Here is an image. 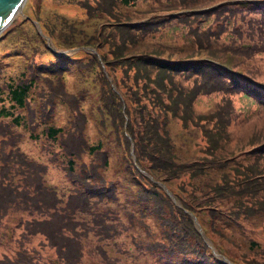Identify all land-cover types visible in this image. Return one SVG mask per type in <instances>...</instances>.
<instances>
[{"label": "rangeland", "instance_id": "rangeland-1", "mask_svg": "<svg viewBox=\"0 0 264 264\" xmlns=\"http://www.w3.org/2000/svg\"><path fill=\"white\" fill-rule=\"evenodd\" d=\"M191 1L137 0L133 4L123 6L113 0H25L22 8L24 16L16 15L13 21L0 32V107L9 106L7 84L10 77L11 80L16 79L15 82H29L30 77L36 76L37 84L42 82V79L49 87V90L44 89L40 93L38 87L36 92L31 88L29 101L26 103L28 108L11 110L13 114L24 116V126H12L11 118L0 116V146L3 143L10 144L18 138L20 150L29 159L35 160L43 167L46 185L55 191L56 198H67L69 206L74 202L73 199L77 198L75 195L79 189L74 186L69 177L59 141L52 142L46 137L44 130L49 125L59 127L72 119L74 121L82 119L77 118L70 106L77 100L85 113L83 134L87 143L90 145L102 142V151L107 159V165L102 167L101 163L103 165L104 159L102 153L91 157L84 155L85 152H83L81 157H74L75 173H79L78 168L81 162L96 164L97 168H91V171L97 188L84 185V196L88 199L79 197L77 207L81 210L76 212L74 218L67 217L63 220L57 217L53 218L51 226L43 225L49 241L41 234L33 236V240L28 241V248L39 249L30 251L35 257L36 264L38 259L43 260L44 264H57L55 255L67 257L68 264H109L108 254L116 256L118 264H157L153 254H150L149 247L139 248L137 243L132 244L129 238L125 243L122 233L130 229V232H134L141 240L147 241V238L153 236L152 232L162 235L161 222L164 224L165 233L170 229L166 216L162 213L163 210L167 212L173 210L176 214L179 212L178 209L185 213L188 210L179 199L178 204L181 207L175 204L159 184L138 176V170L133 165L135 162L131 157V146L132 153L136 152L135 143L141 150V145L144 144L147 154L156 150L157 153H161L158 156L160 164H154L156 167L150 165L142 168L141 173L144 178L146 170L153 167L151 174H154L155 178L164 175H172L174 178L179 175V179L185 183L183 186L177 188L176 179L168 181L180 194L182 190H190L193 186H197L202 189L204 194L202 196L205 198L224 196L221 202L223 208L213 210L215 213H221L217 214L215 219L223 236L217 235L214 239L209 235V230L207 231L219 254L221 253L216 244L223 246L226 256H222L228 257L232 264H264V187L261 186V183L264 184V167L257 158L258 149L264 143V92L256 94L249 88L250 83L235 75L232 81L224 78L227 75L216 74L214 78L203 79L199 73L182 69L170 70L173 73L170 80L162 79L157 67H153L148 76L147 73H140L136 68L137 62L134 58L139 53L155 55L170 62L179 59H204L207 54L218 55L222 49H225L220 47L215 51V46L230 42L232 43L227 48L231 49L228 54L230 58L228 64L237 65V61H242L244 56L238 52L235 53L237 49L232 35L234 38L238 37L241 18H238L236 24L235 20L231 21V24H227L226 29L219 33V27L223 24L224 18H228V13L224 12L225 8L246 7L248 12H243L248 16L246 20L249 18L248 29L251 23V32L256 34L251 42H256L260 34L264 38V9H262L264 4L261 5L260 10L254 11L249 9L253 6L252 3L246 0H215L214 4L222 9L220 15L212 13L199 20L198 17L191 19L182 17V13L187 12L185 7L187 3H193L195 6L205 3L204 0ZM143 14L150 21H166L160 26L149 25L145 28L146 31L138 29V32L131 31L125 26L129 21L139 20ZM169 16L175 18L169 19ZM32 20L36 21L42 30H48L49 26L53 29V25L57 34L61 33L65 36L63 37L66 39L65 45L85 43L89 38L93 40L90 44H85L86 46L82 49L75 50L73 54L65 53L69 54L73 61L65 62L64 72L53 75L54 73L46 71L42 74L39 73L41 69L45 71L53 68L58 72L59 70L57 60L45 50L43 40L37 37ZM194 23L201 25L203 29L215 31L213 36L219 34L218 37L213 38L211 35L210 39L214 40L209 44L201 30L197 31V38L191 31H195ZM259 23L261 28L258 27ZM245 27L244 23L240 28ZM114 34L117 37L116 44L112 40ZM130 35L135 38V44L131 42ZM53 36H55L54 33ZM122 38L127 41L124 44L125 47L127 46L124 55L119 58L114 54L111 57V50L118 52L123 49ZM246 38L244 35L241 36L239 40L241 45L248 43ZM102 42H106L103 49L110 48L107 61L102 58L101 52L97 56L96 50L93 52L87 50V48H99ZM55 46L59 51L64 49L62 44L61 46L55 44ZM257 47L262 49V53L253 57L252 60L246 59L241 62L239 70H245L250 65L257 70L256 78L264 80V43L262 45L257 43ZM34 52L42 55H34ZM91 56H94L93 64H91ZM37 57L40 58L39 61ZM33 61L41 66H34ZM104 62L110 66V73L105 66L110 80L102 71L101 63L104 64ZM101 71L106 83L111 82L116 96L110 93V90L106 91L100 87ZM21 72H25L26 75L20 76ZM60 78L65 88L64 100L56 96L51 108L47 96L40 106L39 99L47 92H50L53 97V93L60 90ZM169 89L173 90L171 94ZM121 96L126 98L127 106L119 104ZM188 96L189 104L183 103L176 111L175 101L177 103ZM163 106L169 110V114L166 120L161 117L158 120V112ZM32 113L37 122L31 121ZM124 114L127 120L123 121L120 115L124 117ZM119 122H122L121 128L119 130L117 127L118 131H115ZM154 126L158 129L157 132L153 131ZM4 132L11 134L7 141L2 136ZM117 133H121L119 139L123 144L121 141L118 144ZM231 149L233 156L223 160ZM10 151L8 148L7 153ZM123 154L130 162L129 168L126 166ZM222 154L224 157H220ZM205 156L212 160L213 165L204 162ZM95 158L97 161L94 160ZM261 160L263 161L264 158ZM231 164H234L235 168H232ZM206 172L215 176H207ZM221 179L225 181L221 182ZM105 182L110 183L104 186ZM111 183H115V188L112 187V190ZM255 183L259 191L249 194L248 191ZM156 190L160 191L164 197H157L159 195L155 193ZM166 197L173 206L170 207ZM252 198H258L263 204L261 206L254 204V210L250 211L248 209L251 207L247 205L251 203ZM238 199H242L243 206L247 207L245 208L247 211L240 212L238 215L242 225H238L223 213L230 208H239ZM161 203L165 205L161 206ZM206 203L205 199L201 203L189 204H192L197 211H204L207 207ZM215 204L220 207L218 203ZM202 211L201 221L197 219L201 227L206 228L208 223ZM92 213H95L94 219ZM111 213H115L116 217L114 218L116 225L112 227ZM178 214L180 219L176 220L177 229L182 230V224L186 221L189 223V220H192L193 223L188 213L187 215ZM106 215L110 218L102 219V216ZM16 216L13 212L12 217L16 218ZM94 220L96 235L91 232L90 237H87L83 232V226L87 225L88 228V224L93 223ZM11 221L12 219L7 221L8 228ZM107 221L109 224L105 223ZM70 222L77 224L76 228H73ZM114 230L117 233L111 234ZM6 240L8 251H12L14 244L11 246L8 242L9 237ZM41 240L45 241V246L40 249L38 247ZM117 244L135 253L133 260L121 249L115 251L118 249ZM97 245H99L98 251ZM209 251L208 254L212 253L210 248ZM1 253L3 251L0 247ZM166 257L169 258V256ZM182 261L178 256L173 261L170 258H163V264H179ZM196 261H199V258H196ZM211 261L218 264L214 259ZM35 263L22 261V264Z\"/></svg>", "mask_w": 264, "mask_h": 264}, {"label": "trees", "instance_id": "trees-1", "mask_svg": "<svg viewBox=\"0 0 264 264\" xmlns=\"http://www.w3.org/2000/svg\"><path fill=\"white\" fill-rule=\"evenodd\" d=\"M113 1L115 2L117 1L121 5L127 6L130 4H133L137 0H113ZM194 1L196 0H192L191 2H194ZM204 1H205L204 4L198 5V6H195L193 3H187V6L185 5L187 12L182 13V17H185L187 19L198 17L199 20H202V18L212 13L220 15L221 13L220 10H222V9H219L220 7H215L211 10H206V11H198L200 9L206 8L208 5L212 6L215 0H204ZM261 4H264V3H252L253 6H250L249 9L254 10V11L260 10ZM182 6H183V3H182ZM262 9H264V7H262ZM243 11L248 12L246 7H237V8H230V9L225 8L224 12L228 13V16H227L228 18H224L223 24L220 25L219 27L220 29L219 33L225 30L226 25L231 24V21H234L236 19V16L245 18L246 16L244 15ZM168 18L171 19L175 17L169 16ZM248 20L249 18L247 20L245 19L247 23H248ZM165 21L166 20H161V21L151 20L150 21L149 19H147L145 14H143V17H141L139 20L129 21L125 26L131 31L138 32L137 31L138 29H142L146 31L145 28L147 26L149 25L160 26ZM189 23L191 26V22ZM251 26L252 24L250 23L249 32L247 33L248 37L252 36ZM52 27L53 29H51V27L49 26L48 30L46 29H43L45 31H43L42 29L41 30L42 32H44L46 35L50 37L51 44L54 47H56L55 44L58 46H61L62 44L63 48H66V47L71 48L72 46H78V47L86 46L85 44L88 45L93 40V38H89L85 41V43L79 42L75 45L66 44L67 45L66 46L65 45L66 39L63 38L65 36H62L61 33L57 34L55 27L53 25ZM258 27L261 28V23L258 24ZM194 29L195 31L193 30L191 31L195 34L197 38H198L197 31L202 30L203 31L202 34L205 35V38L209 41V44L212 43V41L214 40V39L213 40L210 39V37L211 35L213 36V33L215 31H211L210 29H203L201 25L199 24L197 25V23ZM53 33L55 36H53ZM239 34L240 33H238V36ZM218 35L219 34H215L213 38L218 37ZM37 37L43 40L44 42L43 47L45 48V50L48 51L51 54V56L57 60L56 64L59 70L58 72V71H54L53 68L46 69L45 71L44 69H41L39 70V73L45 74L46 71H48V72L54 73L53 75H55L57 73L59 74V73L64 72V70L66 69L65 67L66 65H64L65 62L71 61V60L73 61V59L70 58L71 56L67 57V56H61V55L54 54L53 51L50 49L49 45L47 44V42L45 41V39H43L38 32H37ZM232 37L234 39L233 35ZM257 37H258V42L260 44H263L264 43L263 35L260 34ZM116 39L117 37L114 34L112 37V40L115 42V44L117 42ZM121 40H123L122 42L123 49L120 48L122 50L121 51L118 50V52H114L111 50V57L114 54L117 57L119 56V58L124 55V51L127 47V46L125 47L124 44H126L127 41L123 38ZM130 40L132 43L135 44V38H133V35H130ZM231 43L232 42H230L229 44H226V43L221 44V46H215V51L220 47H225V49H222V51H220L218 55L207 54L205 59H202V60L179 59V60H173L172 62H170L168 60H163L155 55H147V54L142 55L141 53H139V55H136L134 60L135 62H137L136 68L139 70V72L147 73V76L149 75V71L153 70V67H157V70H160L159 75H161L162 79L169 78L170 80H172L173 73L170 70L177 71V70H182V69H188L189 72H195V73L201 74L203 79L214 78L216 74L220 76L227 75V77H224V78L226 80L232 81L234 73L227 71L226 68L225 69L222 68L221 67L222 64L221 66L217 65V64H220L217 61L221 63H227L228 60L230 59L228 57V54L231 52V49H227V48L231 45ZM105 44L106 42L100 43L99 48L95 47V50L97 51L96 52L97 56H99V53L101 52L102 58L105 61H107L110 56V52H109L110 48L103 49V46ZM201 45L204 46L202 42H201ZM249 46L250 45H247L245 48L246 49L251 48V52L247 53L246 49L242 50L241 45H238L237 50L235 52H241L246 57H254L256 55V52L258 50H261L260 47L255 48V46H252V47H249ZM256 46H257V43H256ZM209 48L211 49V47ZM36 54L37 53L34 52V55ZM37 55H42V54H37ZM90 58L92 59L91 64H93L92 62H93L94 56H91ZM39 59L40 58L37 57V61H39ZM36 63H37L36 61H33L34 66H38V65L41 66L40 64H36ZM50 63H52V61ZM104 64L101 63L102 71L105 74H107V71H105V66H106L109 69V73H110L111 69H110L109 64L106 62H104ZM102 71H101V86L100 87L104 88V90L106 91L110 90V93L112 92L113 95L116 96V92L111 87V84L106 83V80L104 78L105 75L103 74ZM25 75H26L25 72L20 73V76L24 77ZM8 80H9L8 81L9 83L7 84L8 86L7 91L9 92V96H7V99L9 102V106L7 108L4 106L0 107V116L4 118L6 117L11 118V121H10L11 125L24 126L25 125L24 116L22 114H13L11 110L15 108L20 109V110H25L26 108H28L26 103L29 101V95L32 90L36 92V88L38 87L39 93H40V91L42 90L44 91V89L49 90V87L44 83L42 79H41L42 82H39L37 84L36 76L30 77L29 82H21V81L15 82L16 79L11 80V77ZM59 83L61 86L60 90L57 93H53V97H51L50 92H47L43 97L39 99L40 106L43 104L42 100H45L47 96H48V101L50 102L51 108L54 104V98L56 96L58 97V99L64 100V97H66V95L64 91L65 90L64 83L61 80V78H60ZM241 83H244V82L241 81ZM160 86H162V84ZM31 88L32 90L30 91ZM251 88H252V91L255 92L256 94L260 93V91L256 87L251 86ZM166 91L167 90L165 89V92ZM172 91L173 90L169 89L170 94L172 93ZM27 96H28V99H27ZM120 98H121V101L119 104L121 106L122 104L127 106L126 98L123 96H121ZM189 100L190 98L188 96V97L183 98L182 101H177V103L175 101L174 106H175L176 111L179 107L183 105V103L189 104L188 102ZM70 106H71L73 113L77 116V118L80 117L82 119H76L75 121L74 119H72L70 121H67L65 125L59 126V127H56L54 125H49L44 130L46 137L50 139L52 142L59 141V147L62 150V157L66 160L65 166L67 168L69 177L71 178V181L74 184V186L79 189L77 191V194L75 195L77 196V198L73 197L74 202L70 203L69 206H68V202L66 201L67 198L66 199L56 198L55 191L52 190L50 186L46 185L44 178H43V167L37 164L35 160L29 159V157L23 151L20 150L17 144L19 139L16 140V143L15 141H13L10 144L6 143L7 145H5L3 143L2 146H0V247L2 248V251H3V253L0 254V256H3L2 258H0V264H22V261H24L25 263H35V257L32 255L30 251L39 250V249H33L32 247L28 248L29 246L28 241L33 240V236L37 234L43 235L49 241V236H47V232H45L43 225L45 227L51 226V221L53 220V218H57V217H60L63 220H66L67 217L74 218L76 212H79L81 210V209L78 210V207H77V202H78L79 197L83 196L84 200L88 199L87 196H84L85 194L83 191L84 185L97 188V184H94L96 182L94 181V178H93V172L91 171V168L92 169L97 168L96 164L94 163L92 165L90 163L81 162L78 168L79 173H75L76 163H74V157L75 158L81 157L83 152H85L84 155L91 156V157H93L94 154L99 155V153H102L104 155V159H103V165L101 163V166L104 167L107 165V159H106V155L104 151H102L103 144L100 141L95 144H90V145L87 143L84 137V134H83L85 113L82 111V108H80L77 100L73 101L72 105L70 104ZM164 106L158 112V115H159L158 120L160 117L161 119L163 118L166 120V117L169 114V110L165 109ZM120 119L124 121L125 118L120 115ZM31 121L32 122L38 121L37 119L34 120V113H32ZM121 125H122V122H119L116 125V128L118 127L120 130ZM118 128L115 131H118ZM157 130L158 129L155 128L154 126L153 131L157 132ZM120 135L121 133L116 134V140L118 144H120L119 141L122 142V140L119 139ZM2 136L5 138V141L8 140V135H2ZM66 140H70L72 142H67ZM143 145L144 144L141 145L142 150L139 148L137 143H135L134 145V150L136 151L135 152L136 163L141 168L148 167L150 165L155 166L154 164L156 163L160 164L158 156L161 153H157L158 151L156 150V151L151 152L150 154H147L145 152V148ZM8 148H10L11 150L10 153H7ZM230 156H233L232 149L225 157L223 156V154L220 157H224L223 160H225V159H229ZM257 158L260 159L262 167H264V160L263 161L261 160V158H264V144H262L261 147L258 149ZM123 159L126 162L127 168H129L128 164H130V162L127 160L126 156L124 157V154H123ZM94 160L97 161L96 158ZM204 162L209 165H213L212 160L206 156L204 158ZM231 165H232V168H235L234 164H231ZM152 170H153V167H151V169L146 170V171L155 180L165 183V185L169 188V190L181 201L182 205L188 211L193 212L195 216L199 219V221H201V218H202L200 214L202 210L201 211L195 210V208H193V205L189 203L193 202L194 204H197V203H201L202 201L206 199L207 207L205 208L204 211H202V213L205 216L206 223H208V226H206V228L204 229L206 232L209 230V235L212 236L213 238L214 236H217V235L220 237L223 236V233L220 232L219 227L216 225L217 221L215 219L216 215L221 214V213L220 212L215 213L213 210H221L223 208V205L221 204V202L224 196L205 198V196H202L204 195L202 193V189L198 188L197 186H193L190 190H182L180 194L176 191V189L180 186H183L185 183L179 179V175H177L174 178L172 177V175H168V176L164 175L162 177L159 176L158 178H155L154 174H151ZM137 174L138 176H140V178L142 176V179L150 180L145 175H144L145 176L144 178L140 171H137ZM206 175L210 177L215 176L208 172H206ZM169 179L170 180L176 179L177 188H173V186L168 181ZM256 179H258V177H256ZM224 181H225L224 179H221V182H224ZM150 182L157 184L156 182H153L151 180ZM108 183L110 182H105L103 185L106 186ZM191 184L193 183L191 182ZM261 186L264 187V184L261 183ZM112 187L115 188V183L114 184L111 183V190H112ZM253 191H259L257 189V183L254 184V186L252 187L250 191H248V193L251 194L253 193ZM155 193L159 195L157 197H161V198L164 197L158 190H156ZM166 199L168 203L170 204V207L173 206L167 197ZM79 203L81 204V201H79ZM215 203H218L220 207L216 206ZM161 204H162L161 206L165 205L163 203ZM237 204L239 205V208H230V210H224L223 213L227 215L232 221H234L238 225H242L241 221L238 219V215L240 212L243 213L247 211L245 210V208L247 207L243 206L242 199H238ZM254 204L261 206L263 202L259 200L258 198H252L251 203L247 205L248 207L249 206L251 207L248 210L250 211L254 210L253 209ZM178 210H179L178 213H181L182 215H187V213L182 212L180 209ZM13 212L16 213L17 215L16 218L12 217ZM162 213L165 214L166 216L165 219L167 220V224L170 225V229L166 230V233L164 231V224L162 222H161L162 227H163L162 235H159L156 232H152L153 236L150 238H147V241L141 240L139 236L137 237V235L134 232H130V229H128V230H124L125 232L122 233L125 239V243H126V239L129 238V241L132 244H135L136 242L139 248L149 247L150 254L151 255L153 254V256L155 257V262L157 264H163V258L164 259L170 258L173 261L177 256L183 260L179 264H207V263L214 264L213 261H211L212 259H214L215 263L223 264L216 257H214L212 253L208 254V252H210L209 247H207V245L204 243L203 239L201 238V236L195 229L192 223V220L188 219L189 223H187V221L184 222L182 224V230H179L177 229L176 220L180 219V215L178 213L176 214V212H173V210H171L170 212H167V210H163ZM94 214L95 213H92L93 219L95 218ZM168 215L169 217H167ZM107 217L110 218L109 215H106L105 217L102 216V219H105ZM161 217L163 218V216ZM207 217H209L211 221L210 219L208 221ZM114 218H116L115 213L113 214L111 213V227L116 225V222H114ZM11 219H12L11 225L8 228L7 221ZM71 222H70V225L73 228L74 227L76 228L77 224L71 223ZM85 223H88V222H85ZM105 223H108V221ZM83 225L84 223L82 224V226ZM95 226H96L95 220L93 223L88 224V228H87V225L86 226L84 225L83 226L84 228L83 232H85L84 234L87 235V237H90L91 235L90 233L94 232V234L96 235ZM8 229H9V233L7 232ZM116 233H117L116 230L111 232V234H116ZM7 237H9L8 242L11 243V246L13 244L15 246V247H12V251H8V246H7L8 243L6 240ZM191 237L194 239L191 240L190 239ZM130 238L132 240H130ZM133 238H135V240H133ZM233 244L235 243L233 242ZM52 245L56 247L55 244H52ZM117 245H118V249H116L115 251L121 249L126 254V256L130 257L132 260H133L132 258L133 255L136 256V254L133 253L132 251H129L128 248H125V247L121 248V244H117ZM216 245L221 250L222 249L224 250L222 245H218V244ZM44 246H45V241L41 240L39 242L38 248L41 249ZM98 246L99 245L96 246L97 251H98ZM102 248L106 250L107 252V249H105L104 247ZM7 252H10V254H7ZM166 256H169V258H167ZM54 258L57 261V264H61V263L68 264L69 263L67 261V257L65 258L62 256L57 257L55 255ZM196 258H199V261H196ZM37 262L38 264H44V261L40 259H38ZM111 264H118L117 257L114 258Z\"/></svg>", "mask_w": 264, "mask_h": 264}, {"label": "clouds", "instance_id": "clouds-1", "mask_svg": "<svg viewBox=\"0 0 264 264\" xmlns=\"http://www.w3.org/2000/svg\"><path fill=\"white\" fill-rule=\"evenodd\" d=\"M246 2H248V3H264V0H246ZM24 4V3H23ZM261 5H263V4H261ZM215 7H217L215 4H213L212 6H209V7H207V8H203V9H200V10H198V11H206V10H211V9H213V8H215ZM22 8H23V6H22ZM71 8V7H70ZM23 12V11H22ZM244 13V12H243ZM244 15L245 16H247L245 13H244ZM248 17V16H247ZM247 17H245V18H241V17H238V16H236V19H235V24L238 22V18H241V23H240V26H239V36L237 37V38H234L233 40H234V44H235V48L237 49V47H238V45H241L240 44V42H239V40H240V38H241V36H246V37H248L247 36V33L249 32V29H248V23L245 21V19L247 18ZM14 19V18H13ZM13 19L10 21V23L13 21ZM32 22V21H31ZM34 22V21H33ZM9 23V24H10ZM245 23V25H246V27L244 28V29H241L240 27H242V24H244ZM8 24V25H9ZM195 25H196V23H194ZM7 25V26H8ZM39 25V24H38ZM6 26V27H7ZM34 26H35V28H37L36 27V25H35V23H34ZM5 27V28H6ZM39 28H40V32L36 29V31L40 34V36L41 37H43L44 39H45V41L47 42V44L49 45V47H50V49L53 51V53L54 52H56V51H58L59 52V50L56 48V47H54L52 44H51V39H50V37L48 36V35H46L44 32H42V30H41V27L39 26ZM4 29V28H3ZM2 29V30H3ZM47 36L48 38H49V40L50 41H47L46 40V38L43 36ZM251 34H253V32H251ZM83 48V46L82 47H71V48H64V49H62V50H65V51H68L69 49H82ZM91 49H93V50H95L94 48H91ZM248 52H251V50H249ZM67 53H71V52H67ZM74 52H72L71 54H73ZM235 53H237V52H235ZM238 53H240V54H242L243 55V53H241V52H238ZM262 52H261V50H258L257 52H256V55L255 56H259V54H261ZM57 55H61V56H66L67 55V57H69V54H57ZM244 56V55H243ZM254 56V57H255ZM252 58L253 57H245L244 56V59L242 60V61H237V65H235L234 63H231V64H228V62L227 63H221V62H219V61H217L218 63H220V64H217L218 66H221V64H222V68H226L227 69V71H230V72H232V73H234V75L235 76H237V77H239V78H241V79H243V80H245L247 83H250V89H251V91H252V88H251V86H254V87H256L259 91H260V93H261V91H263L264 92V80H258V78H256V71L257 70H254V68L253 67H251L250 65H249V67L247 68V69H245V70H239V65H240V63L241 62H244L246 59H251L252 60ZM205 59V58H204ZM195 60H202V59H195ZM261 61V57H260V59H259V62ZM258 62V63H259ZM229 65V66H227V65ZM105 76L108 78V80H110V78H109V76L107 75V74H105ZM262 78H263V76H262ZM247 83H245V84H247ZM110 84H111V82H110ZM256 98V97H255ZM124 118H125V120H127V117H126V115L124 114ZM125 134H127V133H125ZM128 135V134H127ZM264 142V141H263ZM264 144V143H263ZM135 155V154H134ZM135 162H136V158H135ZM137 164V163H136ZM134 165H135V163H134ZM136 166V165H135ZM136 168L138 169V171H140V172H142V168L137 164V166H136ZM149 179H150V177L154 180L153 182H158V183H161V184H164L165 185V183H162V182H160V181H157V180H155L151 175H149L148 173H146L145 174ZM151 180V179H150ZM152 181V180H151ZM157 183V184H158ZM166 186V185H165ZM167 187V186H166ZM162 188V187H161ZM163 189V188H162ZM167 189L169 190V188L167 187ZM170 191V190H169ZM171 192V191H170ZM166 193V192H165ZM172 193V192H171ZM167 194V193H166ZM173 194V193H172ZM174 195V194H173ZM167 196H168V194H167ZM169 197V196H168ZM174 197H175V199L178 201V198L174 195ZM181 207V206H180ZM190 216H191V214H192V212H188V211H186ZM192 215H194V214H192ZM195 216V215H194ZM192 217V216H191ZM196 217V216H195ZM193 219V218H192ZM196 219H197V217H196ZM210 219V218H209ZM209 219H208V221H209ZM197 221H198V219H197ZM199 222V221H198ZM193 224H194V221H193ZM201 226V225H200ZM194 227H195V225H194ZM202 228V230L204 231V233H205V235L210 239V237L208 236V234H207V232L205 231V229H204V227H201ZM195 229H196V227H195ZM197 230V229H196ZM7 232L9 233V229L7 230ZM197 232H198V230H197ZM199 233V232H198ZM200 234V233H199ZM202 238V237H201ZM203 239V238H202ZM204 241V240H203ZM210 241L212 242V240L210 239ZM212 244H213V242H212ZM207 245V244H206ZM208 247H209V245H207ZM213 246H214V244H213ZM210 248V247H209ZM214 248H215V246H214ZM217 248H219V247H217ZM211 249V248H210ZM220 249V248H219ZM218 249V250H219ZM215 250L217 251V249L215 248ZM221 250V249H220ZM219 250V251H220ZM107 253H109L108 252V250H107ZM217 253L219 254V252L217 251ZM220 255H225V251L222 249L221 251H220ZM212 255L214 256V257H216L214 254H213V252H212ZM226 256V255H225ZM107 257H108V263L109 264H111V260H114V258L116 257V256H114V255H110V254H108L107 255ZM217 258V257H216ZM228 258V257H227ZM218 259V258H217ZM229 259V258H228ZM219 260V259H218ZM220 261V260H219ZM220 262H222V261H220ZM231 262V261H230ZM223 263V262H222ZM232 263V262H231ZM224 264V263H223Z\"/></svg>", "mask_w": 264, "mask_h": 264}, {"label": "water", "instance_id": "water-1", "mask_svg": "<svg viewBox=\"0 0 264 264\" xmlns=\"http://www.w3.org/2000/svg\"><path fill=\"white\" fill-rule=\"evenodd\" d=\"M25 0H0V32L2 31L3 28H5L10 21L16 16V15H21L24 16L23 12H22V6ZM33 21V20H32ZM36 25V29L40 32V28L38 23L35 21L34 22ZM43 35V34H42ZM44 36V35H43ZM46 38L47 41H50L49 38L47 36H44ZM77 49H69L68 51L65 50H60L59 52L56 51L54 52V54H65L66 52H74ZM87 50L93 52V49H88ZM127 135V134H126ZM128 136V135H127ZM132 146H131V157L133 159V161L135 162V155L132 153ZM135 165L137 166L136 162ZM141 171V170H140ZM150 179L152 181H154L151 177ZM158 183V182H157ZM163 190L168 194V196L172 199V201L177 204L178 206H180L178 204V201L175 199L174 195L167 189V187L164 184L158 183ZM193 221H194V225L196 227V229L198 230V232L200 233L201 237L203 238L204 242L209 245V247L211 248L213 254L220 260L222 261L224 264H232L229 259L225 256H222L220 254L217 253V251L215 250L212 242L210 241V239L205 235L204 231L202 230L199 222L197 221L196 217L194 215H192ZM220 255V256H219Z\"/></svg>", "mask_w": 264, "mask_h": 264}, {"label": "flooded vegetation", "instance_id": "flooded-vegetation-1", "mask_svg": "<svg viewBox=\"0 0 264 264\" xmlns=\"http://www.w3.org/2000/svg\"><path fill=\"white\" fill-rule=\"evenodd\" d=\"M12 126H14V125H12ZM15 127H18V126H15ZM3 135H8V136H9V135H11V134H6V132H4ZM17 139H18V138H17ZM15 143H16V141H15ZM17 144H18V142H17Z\"/></svg>", "mask_w": 264, "mask_h": 264}, {"label": "bare ground", "instance_id": "bare-ground-1", "mask_svg": "<svg viewBox=\"0 0 264 264\" xmlns=\"http://www.w3.org/2000/svg\"><path fill=\"white\" fill-rule=\"evenodd\" d=\"M32 23H34V22L32 21Z\"/></svg>", "mask_w": 264, "mask_h": 264}]
</instances>
